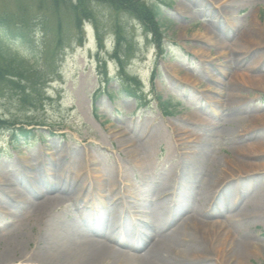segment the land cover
Wrapping results in <instances>:
<instances>
[{
    "label": "rangeland",
    "instance_id": "rangeland-1",
    "mask_svg": "<svg viewBox=\"0 0 264 264\" xmlns=\"http://www.w3.org/2000/svg\"><path fill=\"white\" fill-rule=\"evenodd\" d=\"M171 2L154 0L163 14L165 59L130 18H110L100 8L109 82L92 26L85 44L73 45L60 62L45 57L44 40L25 46L9 35L6 49L47 71L49 83L41 99L0 98V116L39 131L15 149L0 136V252L16 239L26 256L55 233L107 243L115 232L111 245L119 254L130 250L123 242L133 246L141 237L145 247L161 244L159 258L168 261L264 264V0ZM15 7L0 0V13ZM116 17L134 37L127 72L141 82L138 102L129 95L137 86L108 93L119 89L110 58ZM167 100L172 116L162 108ZM86 159L93 167L82 179ZM89 172L107 178L99 184L104 194H60V182L89 181ZM216 176L219 189L211 182ZM37 193L53 203L44 217ZM201 226L230 238L196 243L177 231ZM181 245L196 255L174 253Z\"/></svg>",
    "mask_w": 264,
    "mask_h": 264
},
{
    "label": "trees",
    "instance_id": "trees-1",
    "mask_svg": "<svg viewBox=\"0 0 264 264\" xmlns=\"http://www.w3.org/2000/svg\"><path fill=\"white\" fill-rule=\"evenodd\" d=\"M30 4H27V2ZM34 3V7L32 6ZM15 0V10L4 9L0 13V96L17 93L23 101L27 98H39L42 92L44 77L35 72L34 67L23 60L12 58L4 52L2 37L14 32L25 40L30 35L41 33L56 39V46L63 51L71 47L74 41L83 44L84 24L90 23L97 32L99 48H104L103 34L100 33L98 7H105L111 15L125 16L140 23L145 31L151 33L154 42L161 45L163 33L159 13L148 0ZM9 10V11H7ZM54 25V28H53ZM116 39L117 52L122 51L127 43L124 38L120 17L111 22ZM51 28V29H50ZM35 33V34H36ZM74 36H70V35ZM54 42V41H53ZM52 42V43H53ZM59 50L61 51V49ZM115 58L119 59V55ZM16 123L0 117V131H10L12 143L28 137L25 129H15Z\"/></svg>",
    "mask_w": 264,
    "mask_h": 264
},
{
    "label": "bare ground",
    "instance_id": "bare-ground-1",
    "mask_svg": "<svg viewBox=\"0 0 264 264\" xmlns=\"http://www.w3.org/2000/svg\"><path fill=\"white\" fill-rule=\"evenodd\" d=\"M92 167L93 163L91 159L80 161L79 168L81 175H79V177L83 179V176L86 174L85 171H87L86 168L91 169ZM87 175L89 181L83 180L80 183H70V181L66 180L67 185L64 184V186L60 182V188H62L60 194L66 193L69 195L70 193L71 196L77 200L83 197L84 194H87V190L88 196H91L93 193L98 195L104 194L99 184L103 181L107 182V178L100 172H89ZM31 178L35 179V177ZM66 178L67 177H65V179ZM211 182L217 189H219L220 184L223 183L217 176L214 177ZM116 191L117 188L113 189L112 193H116ZM35 196L41 199L38 203V212L40 216L44 217L52 211L53 203L48 200L44 194L37 193ZM39 196H42V198ZM215 229L205 226L195 229H180L179 227L177 231L183 232V237L190 240V242L201 243L202 241H207V243H209V241H211L221 244L222 241L227 242L230 238L229 235L221 237ZM115 234L116 233L113 232L114 238L109 236L106 238L107 243H103L89 236L79 235V237H64L60 235V233H55L48 238L44 247L38 248L33 254H27L26 256L21 249V242L16 239L7 249L0 252V264H14L15 262H19V264H182L181 261H168L169 259L159 258L161 244H149L146 247L142 244L140 247H130L127 244L124 246L123 242L121 245L130 250L124 254H119L113 247V244L111 245V243L117 240ZM140 242L141 239L137 238L135 243ZM139 250H144V255H140ZM172 250L174 253L179 251V253L188 255L189 257L196 255L193 249H187L183 245L176 246L172 248Z\"/></svg>",
    "mask_w": 264,
    "mask_h": 264
}]
</instances>
